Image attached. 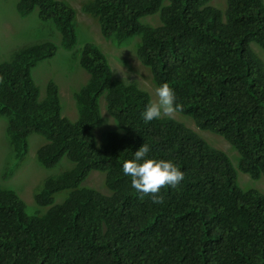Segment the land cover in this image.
<instances>
[{"label":"trees","instance_id":"1","mask_svg":"<svg viewBox=\"0 0 264 264\" xmlns=\"http://www.w3.org/2000/svg\"><path fill=\"white\" fill-rule=\"evenodd\" d=\"M91 0L82 10L99 23L103 37L119 46L139 36L136 56L153 82H167L195 126L223 137L239 154L238 168L264 179V0ZM37 9L52 22L66 50L76 45V12L62 0H17L27 16ZM158 14L159 25L143 23ZM51 41L32 44L0 62V117L16 162L31 134L43 137L37 161L52 168L65 157L74 165L47 177L34 194L41 215H28L22 198L0 187V264H264V194L242 189L228 155L196 131L170 118L151 122L141 112L149 93L112 75L106 54L86 43L79 64L88 75L74 92L77 119L61 112L58 85L43 97L31 69L53 57ZM120 131L97 145L99 100ZM150 156L171 159L185 179L165 186L153 203L122 171L144 143ZM91 171L105 173L110 194L78 187ZM70 190L61 203L54 195Z\"/></svg>","mask_w":264,"mask_h":264},{"label":"rangeland","instance_id":"2","mask_svg":"<svg viewBox=\"0 0 264 264\" xmlns=\"http://www.w3.org/2000/svg\"><path fill=\"white\" fill-rule=\"evenodd\" d=\"M72 6L76 12L75 31L77 34L76 45L71 50L64 49L61 36L52 22H43L37 16V9L27 16H20L16 10L17 0H0V62L9 61L20 49L45 41H51L57 46L53 57L44 59L31 69V75L39 88L40 96L46 92L47 83L52 80L58 85L61 99V112L71 120L77 119V110L74 101V92L83 86L88 78L87 73L79 64V56L86 43H94L107 56L115 78L125 83H132L140 89L146 90L151 100H155L154 88L157 86L152 75L136 56V46L140 41L139 36L127 39L122 45L117 46L112 39L105 38L100 32L96 17L86 14L82 7L91 0H62ZM209 5L225 10L227 0H212ZM143 23L153 26L159 25L158 14L143 17ZM253 49L264 61V52L257 46ZM101 120L93 129L97 145L105 141L104 135L108 131H120L116 121L107 111L105 97L99 100ZM170 117L196 131L210 145L224 151L230 158L237 171V183L242 189H258L264 194V179H252L248 174L238 168L239 154L223 137L207 130L198 129L193 119L182 113L176 112ZM6 121L0 117V187L12 189L22 198L25 212L28 215H41L49 206L39 207L34 202V194L42 186L44 180L73 167V163L63 157L52 168L43 167L36 159V151L44 143L42 136L31 134L28 138V151L25 157L16 162L5 137ZM105 173L91 171L80 187H89L103 194H110L104 184ZM70 190H63L54 195V203H61Z\"/></svg>","mask_w":264,"mask_h":264},{"label":"clouds","instance_id":"3","mask_svg":"<svg viewBox=\"0 0 264 264\" xmlns=\"http://www.w3.org/2000/svg\"><path fill=\"white\" fill-rule=\"evenodd\" d=\"M155 100L149 102L141 112L145 122L171 116L183 110L176 93L167 82L154 88ZM151 146L144 142L122 165L123 174L130 177L131 187L138 194H151L153 203H162L163 197L158 195L165 186L176 188L185 179L180 166L171 159L150 156Z\"/></svg>","mask_w":264,"mask_h":264}]
</instances>
